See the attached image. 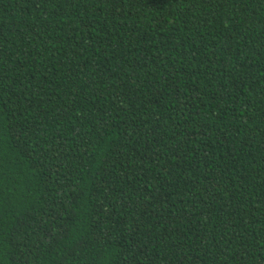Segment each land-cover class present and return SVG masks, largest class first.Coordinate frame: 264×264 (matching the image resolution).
Returning a JSON list of instances; mask_svg holds the SVG:
<instances>
[{
  "label": "trees",
  "instance_id": "trees-1",
  "mask_svg": "<svg viewBox=\"0 0 264 264\" xmlns=\"http://www.w3.org/2000/svg\"><path fill=\"white\" fill-rule=\"evenodd\" d=\"M0 264H264V0H0Z\"/></svg>",
  "mask_w": 264,
  "mask_h": 264
}]
</instances>
